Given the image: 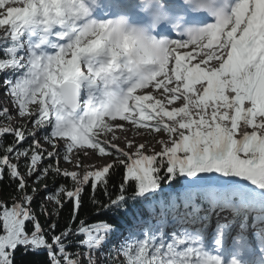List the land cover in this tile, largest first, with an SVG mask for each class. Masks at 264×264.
Segmentation results:
<instances>
[{
    "label": "snow or ice",
    "instance_id": "6c2138e0",
    "mask_svg": "<svg viewBox=\"0 0 264 264\" xmlns=\"http://www.w3.org/2000/svg\"><path fill=\"white\" fill-rule=\"evenodd\" d=\"M214 4L0 0V264H264V0Z\"/></svg>",
    "mask_w": 264,
    "mask_h": 264
},
{
    "label": "clouds",
    "instance_id": "9594fccd",
    "mask_svg": "<svg viewBox=\"0 0 264 264\" xmlns=\"http://www.w3.org/2000/svg\"><path fill=\"white\" fill-rule=\"evenodd\" d=\"M223 0H215L214 7L222 6ZM99 4V0H97ZM182 7L175 8L170 6L169 0H136L138 14L142 17L139 22L133 21L128 15L113 17L114 21L119 22L121 29L126 31H135L144 37H153L158 33L161 27L172 28L176 31L178 28L187 32V29L194 26L186 23L189 14H206L214 19L212 15L211 0H180Z\"/></svg>",
    "mask_w": 264,
    "mask_h": 264
},
{
    "label": "trees",
    "instance_id": "16d2710c",
    "mask_svg": "<svg viewBox=\"0 0 264 264\" xmlns=\"http://www.w3.org/2000/svg\"><path fill=\"white\" fill-rule=\"evenodd\" d=\"M9 139H10V137H9ZM122 174H123V169H120V170H118L117 171V173H116V175L114 176V179H113V183L114 184H119V182H120V180H121V178H122ZM60 181H57V183H59ZM47 183L50 185V186H52V184H53V181L52 180H48L47 181ZM67 183V182H66ZM11 191V189L8 187V184L7 183H3V184H0V192H2V194H3V198L4 199H7L8 198V193ZM101 198H103L102 196H101ZM41 199H42V195H41ZM39 202V201H38ZM90 210H91V205H90V203L89 204H86V206L84 207V209H83V213H82V215H87L89 212H90ZM70 211H71V205L69 204L68 206H66V208L64 209V211H63V219H62V221H61V228H63L64 227V225H65V222L67 221V219H68V217H69V215H70ZM141 214H142V216H144V215H147L148 214V210L147 209H142L141 210ZM135 222V220H133V219H130L129 220V223H128V225L129 224H132V223H134Z\"/></svg>",
    "mask_w": 264,
    "mask_h": 264
},
{
    "label": "rangeland",
    "instance_id": "374dc122",
    "mask_svg": "<svg viewBox=\"0 0 264 264\" xmlns=\"http://www.w3.org/2000/svg\"><path fill=\"white\" fill-rule=\"evenodd\" d=\"M184 51H188V50L186 49ZM170 67H171V65H170ZM131 135H132V133L129 132V136L130 137H131ZM45 146L47 147V145H45ZM157 150H159V146L158 145H157ZM93 161H97L98 163L100 162L99 159L94 156L92 161L86 160L85 163H92ZM61 164H62V167H64V168H69L70 169L72 167L71 164L64 163L63 161L61 162ZM41 195H42V199H43L44 193L42 192Z\"/></svg>",
    "mask_w": 264,
    "mask_h": 264
},
{
    "label": "bare ground",
    "instance_id": "6f19581e",
    "mask_svg": "<svg viewBox=\"0 0 264 264\" xmlns=\"http://www.w3.org/2000/svg\"><path fill=\"white\" fill-rule=\"evenodd\" d=\"M187 50H190V49H187ZM193 55H195V53H193ZM195 62V61H194Z\"/></svg>",
    "mask_w": 264,
    "mask_h": 264
}]
</instances>
